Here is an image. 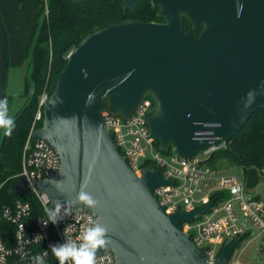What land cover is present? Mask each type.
Wrapping results in <instances>:
<instances>
[{
  "label": "water",
  "instance_id": "1",
  "mask_svg": "<svg viewBox=\"0 0 264 264\" xmlns=\"http://www.w3.org/2000/svg\"><path fill=\"white\" fill-rule=\"evenodd\" d=\"M135 1L121 5L134 8ZM149 1L153 9L159 7L163 22L111 24L69 52L42 103V124L31 135L59 154L60 171L30 185L18 178L8 192L34 190L90 210L107 229L106 245L97 255L112 251L114 264H209L179 225L197 219L214 199L190 212L166 214L153 195L170 182L162 168L153 164L136 175L100 110L127 118L149 94L156 106L147 125L159 150L173 147L189 158L227 142L264 107V0ZM182 17L194 28L202 26L198 35L183 30ZM7 48L0 18V99ZM200 131L209 139H201ZM82 189L96 199L95 207L76 201ZM240 241V236L227 241L214 264H228Z\"/></svg>",
  "mask_w": 264,
  "mask_h": 264
},
{
  "label": "built area",
  "instance_id": "2",
  "mask_svg": "<svg viewBox=\"0 0 264 264\" xmlns=\"http://www.w3.org/2000/svg\"><path fill=\"white\" fill-rule=\"evenodd\" d=\"M47 95L43 93L38 101L39 107L21 153V170L16 174L29 185L32 179H49L60 171L59 154L49 142L31 139L33 130L37 128L36 121L42 119V103ZM140 103L127 118L101 109V120L112 134L118 152L125 157L128 167L136 175L140 176L144 167L153 164L162 168L165 178L170 182L155 188L153 195L166 214L177 210L190 212L214 199L213 204L197 219L179 225L181 230L189 233L195 247L204 250L205 260L214 264L227 241L249 231L240 225L235 204L244 218L256 226L258 234H263L264 203L255 197L258 195H245L249 189L243 175L217 173L206 162L211 152L224 144L203 151L209 154L206 158L200 157L199 153L202 152L184 157L173 147L161 151L157 140L149 132L146 119L155 111L156 105L149 94H145ZM198 134L201 139H209L203 131ZM263 174L264 167L259 170L260 177ZM34 192L40 206L37 215L31 216V204L20 200L0 210V264H33L32 258L37 255H44L45 264H59L49 245L76 239L89 219L96 220L90 210L62 202L65 207L61 208L59 221L52 223L45 209L54 210L56 201L50 200L44 193ZM114 262L112 251L105 250L96 255V264ZM67 264L72 262L69 260ZM228 264L243 263L238 258L230 257Z\"/></svg>",
  "mask_w": 264,
  "mask_h": 264
},
{
  "label": "trees",
  "instance_id": "3",
  "mask_svg": "<svg viewBox=\"0 0 264 264\" xmlns=\"http://www.w3.org/2000/svg\"><path fill=\"white\" fill-rule=\"evenodd\" d=\"M18 7L28 24L30 32L27 39L26 56L29 78L24 81V93L28 95L23 107L12 116L15 127L11 136H6L0 128V210L3 206L14 205L17 200L31 204V216L37 215L40 206L35 192H8V187L16 181L21 170L22 149L33 124L38 109V101L43 93L50 94L62 68L66 65L68 54L74 50L86 35L111 24L126 21H156L157 10L149 0H136L134 8L126 10L117 0H17ZM183 30L198 35L201 26L193 28L188 20L183 22ZM6 34V33H5ZM8 48L5 53V74L8 70ZM4 82V95L6 90ZM238 134L211 152L206 159L211 167L220 159H229L242 168V175L249 190L259 184V170L264 167V107L249 116ZM36 121V126L42 124ZM148 164V163H146ZM213 196H216L215 194ZM223 196H226L223 193ZM259 198L258 196H255ZM246 231L241 240L250 235Z\"/></svg>",
  "mask_w": 264,
  "mask_h": 264
},
{
  "label": "rangeland",
  "instance_id": "4",
  "mask_svg": "<svg viewBox=\"0 0 264 264\" xmlns=\"http://www.w3.org/2000/svg\"><path fill=\"white\" fill-rule=\"evenodd\" d=\"M77 1V0H74ZM0 18L4 25L6 41H8V70L6 72V98L8 100V115L14 116L28 99L23 87L25 79L29 78L28 64L30 57L26 56L27 39L30 32L28 24L18 7L17 0H0ZM200 157L206 158L209 154L199 153ZM214 171L223 174H235L242 176V168L237 166L229 159L220 158L212 165ZM246 196L258 195L264 203V174L259 179V184L245 192ZM239 223L245 230L251 231V234L237 245L232 258H238L243 264H264V232L258 234L256 226L245 219L239 211L237 205H234Z\"/></svg>",
  "mask_w": 264,
  "mask_h": 264
},
{
  "label": "clouds",
  "instance_id": "5",
  "mask_svg": "<svg viewBox=\"0 0 264 264\" xmlns=\"http://www.w3.org/2000/svg\"><path fill=\"white\" fill-rule=\"evenodd\" d=\"M248 95L250 98L253 97L252 92ZM14 127V119L8 115V100L5 97L0 99V128L5 129L6 136H11ZM76 201L88 207H95L97 204L92 194L83 189L77 193ZM64 207L62 202L56 201L54 210L45 209L52 223L59 221L61 208ZM65 214H67V208H65ZM106 233L107 229L101 223L89 219L87 226L82 229L76 239H67L63 243H56L49 247L59 264H67L69 260L72 264H96L97 250L104 248L107 242ZM32 259L33 264H45L44 255H37Z\"/></svg>",
  "mask_w": 264,
  "mask_h": 264
},
{
  "label": "flooded vegetation",
  "instance_id": "6",
  "mask_svg": "<svg viewBox=\"0 0 264 264\" xmlns=\"http://www.w3.org/2000/svg\"><path fill=\"white\" fill-rule=\"evenodd\" d=\"M121 2H122V0H120ZM122 6V5H121ZM156 10H157V12H158V10H159V7L158 8H156ZM156 16H157V13H156ZM158 17V16H157ZM160 18H161V20H159V21H161V22H163V17H161V16H159ZM158 17V18H159ZM183 22H184V20H187L185 17H182V19H181ZM189 21V20H188ZM156 22V21H155ZM190 22V21H189ZM190 24H191V22H190ZM191 26H192V24H191ZM193 27V26H192ZM200 27V26H199ZM194 28V27H193ZM197 28V27H196ZM201 29H202V26H201ZM201 31V30H200Z\"/></svg>",
  "mask_w": 264,
  "mask_h": 264
}]
</instances>
